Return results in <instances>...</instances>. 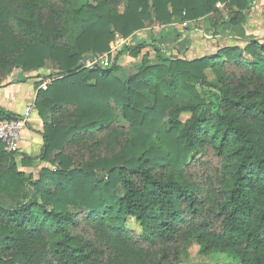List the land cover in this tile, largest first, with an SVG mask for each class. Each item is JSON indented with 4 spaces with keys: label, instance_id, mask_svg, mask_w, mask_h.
<instances>
[{
    "label": "trees",
    "instance_id": "16d2710c",
    "mask_svg": "<svg viewBox=\"0 0 264 264\" xmlns=\"http://www.w3.org/2000/svg\"><path fill=\"white\" fill-rule=\"evenodd\" d=\"M250 2L0 0V89L12 69L49 81L34 102L40 156L0 143V264H181L191 241L264 264V38L191 61L157 47V64L144 56L123 79L116 61L136 49L81 65L148 25L220 34ZM37 160L32 181L19 168Z\"/></svg>",
    "mask_w": 264,
    "mask_h": 264
},
{
    "label": "crops",
    "instance_id": "0c3cea01",
    "mask_svg": "<svg viewBox=\"0 0 264 264\" xmlns=\"http://www.w3.org/2000/svg\"><path fill=\"white\" fill-rule=\"evenodd\" d=\"M249 10L244 12L245 20L240 23L227 24L218 28L220 34L212 35L207 32L209 28L207 22L199 20L196 25L189 26L182 30L180 24H171L157 27L159 33L157 42L168 41L165 47L167 56L178 57L179 52L186 60H194L204 56H210L223 47L236 45L243 47L242 40L263 39L264 38V0H251ZM225 12V10H222ZM227 14V13H226ZM226 14L223 17L225 18ZM222 22V20H221ZM206 36V39H205ZM165 38V39H164ZM232 40H235L233 42ZM156 41V40H155ZM155 42V43H157ZM160 47H163L160 45ZM184 47L183 49H181ZM49 72V71H48ZM208 73V72H207ZM34 75L20 74L15 80L8 79L3 82L0 89V106L9 113L20 116L27 106H33V112L26 127L21 132L20 154L28 158L35 159L40 156L42 150V120L34 108L37 91L45 89L48 80L40 82V79L33 78ZM23 80L22 82H17ZM24 87L21 92H16L20 87ZM47 167L41 161H35L30 167L19 168L26 177L34 181L41 168Z\"/></svg>",
    "mask_w": 264,
    "mask_h": 264
},
{
    "label": "rangeland",
    "instance_id": "374dc122",
    "mask_svg": "<svg viewBox=\"0 0 264 264\" xmlns=\"http://www.w3.org/2000/svg\"><path fill=\"white\" fill-rule=\"evenodd\" d=\"M223 9H224L223 5L218 6L217 12L221 16H224L226 14V12L222 11ZM196 22H192V23L188 22L186 27L183 26L182 24H180V28L182 30H186L189 28V26L196 25ZM175 25H177V24H175ZM157 27H161V26H159V25H148L145 29H142V30L136 32L135 34H133L128 39H123L120 36H116L115 41L111 43L114 47L113 53H114V55L115 54L116 55L111 59L116 58L118 53L121 50H123L124 47L125 48L129 47V49H136V51H137L136 57L129 55L128 50L123 52L118 57V60L116 61L117 62L116 66L119 68V71L116 74V76L118 78L123 79V78H126L128 76L133 75L137 71L140 64L142 63V58L144 56H146L150 65H155L158 63V60L156 58L157 54H156L155 48H157V47L160 48V45H161V46H163L161 48L163 49V51H165V47L167 46L168 41L164 40L161 43L159 41L157 42V40L163 39V37L158 38L159 33L162 31L159 32ZM76 32H77V30H75V28L67 27V32L65 34L63 41H65V39L68 40L69 37H72V36L74 37ZM160 34H162V33H160ZM155 42H157V43H155ZM140 44H142L141 46H143V47L135 48L137 46H140ZM183 48L184 47H182L181 49H183ZM87 57H91V56L87 55ZM84 65L86 68L90 69V67H87L86 62ZM47 72L48 71H46V73ZM20 74H22V73L20 72L19 69H12L11 73L5 78L4 81H7L8 79L15 80L17 78V75L20 76ZM207 77H208V80H214V76H212L210 72L207 73ZM20 88L21 89H17V91H16L17 93L20 91L22 92L24 90V87L21 86ZM183 119H186V117H183ZM120 125L126 126V124L123 122ZM211 160H213V163H214V159H211ZM198 252H199V247L197 246L196 242L191 241L189 243L186 255L182 258L181 264H231L226 259V257L222 254H211L207 257H202L199 255Z\"/></svg>",
    "mask_w": 264,
    "mask_h": 264
},
{
    "label": "built area",
    "instance_id": "2783aa9c",
    "mask_svg": "<svg viewBox=\"0 0 264 264\" xmlns=\"http://www.w3.org/2000/svg\"><path fill=\"white\" fill-rule=\"evenodd\" d=\"M220 4H217L218 8ZM188 22L182 25L186 27ZM117 46V45H116ZM113 45H110V52L97 56L96 59L86 61L87 67L93 68L94 66H99L102 68H108L115 55L113 53ZM33 112V106H27L23 110V113L11 120H4L0 122V143L3 144L4 150L10 154H17L20 151V140L21 132L26 127L29 118Z\"/></svg>",
    "mask_w": 264,
    "mask_h": 264
},
{
    "label": "water",
    "instance_id": "95a60500",
    "mask_svg": "<svg viewBox=\"0 0 264 264\" xmlns=\"http://www.w3.org/2000/svg\"><path fill=\"white\" fill-rule=\"evenodd\" d=\"M88 60H93V58H92V57H87V58L83 59V60L81 61V65H84L85 62L88 61Z\"/></svg>",
    "mask_w": 264,
    "mask_h": 264
}]
</instances>
